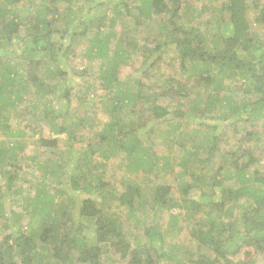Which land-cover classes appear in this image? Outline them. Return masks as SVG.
Listing matches in <instances>:
<instances>
[{
  "label": "trees",
  "instance_id": "obj_1",
  "mask_svg": "<svg viewBox=\"0 0 264 264\" xmlns=\"http://www.w3.org/2000/svg\"><path fill=\"white\" fill-rule=\"evenodd\" d=\"M197 1L0 0V264H103L110 250L121 264L264 262V175L257 172L264 160V5L209 0L215 6L198 12ZM74 44L98 61L95 79L81 89L76 75L86 70L63 66ZM165 58L171 65L161 71ZM71 101L100 102L109 119L97 131L86 112L74 123L60 112ZM12 112L28 114V126L11 128ZM190 119L207 130L206 140L188 144L182 129ZM83 127L94 140L79 142ZM155 127L166 129L149 132ZM151 134L169 154L155 153ZM54 135L65 136L69 161L40 165L35 194L21 197L23 212H13L19 201H8V191L28 168L19 163L17 139L36 137L52 150ZM120 153L125 176L164 170L175 185L148 190L123 176L116 192L105 178ZM66 185L80 193L77 200L64 194ZM161 218L177 233L187 230L195 250L166 251ZM137 229L142 236H133Z\"/></svg>",
  "mask_w": 264,
  "mask_h": 264
},
{
  "label": "rangeland",
  "instance_id": "obj_2",
  "mask_svg": "<svg viewBox=\"0 0 264 264\" xmlns=\"http://www.w3.org/2000/svg\"><path fill=\"white\" fill-rule=\"evenodd\" d=\"M79 1V0H77ZM262 6L264 5V0H260ZM65 3H61V7L65 6ZM204 6H215V4H210L209 0H199L196 3V8L197 11L199 12L201 10L202 7ZM253 15L254 13L251 12ZM209 17H210V13L208 10H204L201 11V17L199 18V20L203 23L209 21ZM248 19L251 21V15L249 13L248 15ZM214 29V24L213 23H208V33L211 31H213ZM142 34V33H141ZM66 58H65V62L63 64V66H65L68 70L69 69H74L76 71L82 72L84 69L86 70V74H78L76 75V78H78L77 80V84L75 83V85L78 87V89H81L78 85H82V84H90L95 78V76L97 75V70H98V61H91L88 60L86 57H84V51L82 49L81 46L74 44L72 48H70L68 50V52L66 53ZM139 61V59H138ZM171 65V61L170 58H165L164 61L161 63L160 68L161 71H165V69L168 67V65ZM79 76V77H78ZM157 81V79L155 80V82ZM239 97V96H238ZM73 99H75V96H73ZM239 99V98H237ZM60 102V101H59ZM59 102H53V104L56 107L60 106V109L62 107V104H60ZM72 102V106L70 107L68 110H63L60 111L61 114L64 116V113L67 117H69L70 120L73 121L74 119V123L76 122L77 118H79L82 114H85L84 112H86L87 116H89V118H93L96 121V131L98 130V127H101L102 124L107 121L109 118L106 115L105 111H103V107L101 106V103H95L92 104V106L86 105L84 104L82 107H76L74 106V101ZM91 108L94 110L93 112L91 111ZM126 113L130 112V110H124ZM124 112V113H125ZM75 113V115H74ZM123 114V113H122ZM121 113L118 116L122 115ZM29 115L28 114H15L14 112L9 113V125L11 126V128L13 129H22L23 126H25L26 123V119ZM124 121L126 123H128V119H124ZM196 121V120H195ZM260 122L258 123V126L264 122V117L259 120ZM27 125V123H26ZM32 125V124H31ZM28 126V125H27ZM184 128L182 129L183 132L187 133L190 137H192V139L190 140V143L194 142V143H198V141H204L205 136H206V129H202L201 131L198 129V127L196 126V124H194V120H188L187 123L184 124L183 126ZM31 129V128H30ZM158 129H162L165 130L166 127H155L152 130H150L149 132L152 133H156L158 131ZM26 131H28L27 129H24ZM196 130V133H192V131ZM94 131L93 130H89L86 127L81 128L78 133H77V138L79 139L80 143L83 142H91L92 140H94ZM196 134V135H195ZM2 133H0V137H1ZM53 138L58 139L59 143H57L58 148H54L52 150H44L42 148H40V146L38 145V138L34 137L33 139H29L27 137L25 138H20L17 139V141H21L22 142V156L21 157V162L20 165L21 167H28L26 168L27 171H24V175L23 172L20 173V179L18 181H15L14 186L12 187L11 190L8 191L9 194V200L8 201H12L14 199H17L19 202L15 203L12 206V211L15 213H20L23 212V206H25L26 204H23V201L20 200L21 197L24 196H28V195H33L35 194V190L37 189V182H40L41 178L43 177V170H41L39 167L40 165L43 164H47L50 165L51 163H53V161H55L56 159H62L65 161H69V156H67V154H65V157L62 154V151H65L66 149V141H65V136L61 135V136H52ZM150 142L153 145L152 148L155 151V153L157 155H167L169 154L167 146L165 144V140L162 139V137H158L156 135L151 134L150 136ZM188 149H191V146L187 147ZM221 149H224L225 147L221 146ZM62 156V157H61ZM99 155L95 154L93 155L95 161H97ZM181 156V155H180ZM122 157H124L123 153H120L119 155H117V157H114L112 159H110V161L108 162L107 165V169H108V174L106 175L105 180L106 181H112L116 186V192L121 193V188L116 185L123 176H125V170L123 168V159ZM218 158H216L217 160ZM122 165V166H120ZM66 166V173H68L69 175L73 174V166L72 164H65ZM257 172L259 174H261L262 176L264 175V160L261 162V166L258 167ZM34 175V176H33ZM34 177L33 179L30 178ZM126 179H130V180H136V182L142 187V188H147L148 190L153 186L156 185L158 183H165V182H172V185H175V181L173 182L171 179V176H169L166 172H164V170H162L159 174H150V175H144L142 173H136V174H131L128 176H125ZM31 179V180H30ZM66 183V182H65ZM67 184V183H66ZM230 185H232L231 182H229ZM204 188V187H203ZM206 189V188H204ZM64 194L68 195L69 197H71L73 200L76 199L80 196V193H76L73 192L71 189H69V185H66L64 188ZM208 191V188H207ZM19 192V194H17ZM51 192V190H50ZM23 199V198H21ZM66 199V197L63 195L59 196V201H64ZM243 201L240 202V204H242ZM240 204H238L237 206H239ZM22 208V209H21ZM175 212V211H174ZM139 218L141 220H143V218H141V215L138 214ZM25 219V220H24ZM23 221L26 222V218H24ZM163 220H165L164 218H161V220L159 221V223L162 224L163 229H165V238L163 240V245L166 248V251H169L168 248L170 247H178L179 251H182L184 248H190L189 250L193 251V249L195 250V243L190 239L189 235L187 234V230L181 232V233H177L175 232V230L172 228L170 229V227H167L166 222ZM167 220V219H166ZM22 222V221H20ZM150 222V219L148 221V223ZM134 223L130 222L127 224V229H133ZM169 229V231H167ZM142 231L137 229L134 231L133 236H142ZM133 240V238H132ZM131 240V241H132ZM142 240H144V238H142ZM107 259H103V264H121L120 260L118 258L117 255H114L111 250L107 252L106 254ZM257 261L255 262L256 264H264V262L258 257L256 259ZM73 264H77L76 261L73 260L72 262Z\"/></svg>",
  "mask_w": 264,
  "mask_h": 264
}]
</instances>
